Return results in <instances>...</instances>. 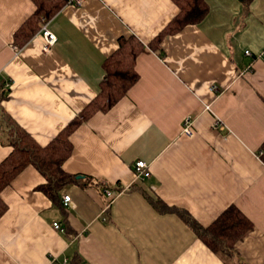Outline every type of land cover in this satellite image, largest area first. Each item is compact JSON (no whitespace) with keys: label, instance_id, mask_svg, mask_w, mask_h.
<instances>
[{"label":"crops","instance_id":"1","mask_svg":"<svg viewBox=\"0 0 264 264\" xmlns=\"http://www.w3.org/2000/svg\"><path fill=\"white\" fill-rule=\"evenodd\" d=\"M205 2L204 19L158 43L180 12L174 0H65L45 21L57 40L44 51L39 32L15 42L35 1L0 0V82L9 90L0 163L12 150L4 115L47 145L100 95L120 40L141 43L138 80L108 111L90 109L63 165L124 190L109 203L104 189L72 182L54 202L28 166L1 193L0 264H228L182 214L208 226L230 206L253 227L229 264H264V0ZM138 160L150 164L149 178L136 177Z\"/></svg>","mask_w":264,"mask_h":264},{"label":"trees","instance_id":"2","mask_svg":"<svg viewBox=\"0 0 264 264\" xmlns=\"http://www.w3.org/2000/svg\"><path fill=\"white\" fill-rule=\"evenodd\" d=\"M34 1L37 6L36 12L15 33V42H18L20 46L25 45L39 32L45 21L55 15L65 2V0ZM174 1L179 6L180 12L157 37L158 43L165 35L177 33L189 24L199 23L208 12L205 0ZM242 1L248 2L250 0ZM140 48L141 43L134 37L120 40L117 53L108 60L106 65L107 78L103 83L100 95L91 104L90 109L92 108V111H108L138 80L135 60ZM8 91L0 82V101L8 97ZM90 109H86L83 114L74 117L47 145L39 144L11 118L6 117V115L3 116L8 121L9 136L7 142L12 150L0 163V217L7 210V204L1 196L2 191L10 186L13 180L28 166L35 167L44 176L46 183L40 185L38 189L54 202L60 200L63 188L72 182L80 183L84 187L93 184L101 189L110 186L105 180H95L91 177L81 180L78 175L68 173L63 168L64 162L73 151L70 135L87 119L92 112ZM262 150L264 151V143ZM262 157L264 158V155ZM154 204L161 208L163 203L157 199ZM182 217L194 229L200 239L216 254L222 256L228 264L235 254V244L243 239L253 227L252 222L235 206L227 208L208 226L199 224L190 216L182 214Z\"/></svg>","mask_w":264,"mask_h":264},{"label":"built area","instance_id":"3","mask_svg":"<svg viewBox=\"0 0 264 264\" xmlns=\"http://www.w3.org/2000/svg\"><path fill=\"white\" fill-rule=\"evenodd\" d=\"M69 3H77L81 4L83 0H68ZM39 33L44 39V44L42 49L44 51H48L51 46L56 42L57 36L54 32H52L48 28V24L45 23L42 28L40 29ZM246 55H252L250 51H246ZM7 86L10 87V83H7ZM216 125H218V122H216ZM192 121L191 119H188L185 122L184 126V133L187 135H193V129H192ZM264 155V151L261 150L259 153V156L262 157ZM134 172L136 177L141 178V179H146L151 176V169H150V164L146 162L145 160H138L134 163ZM124 189H115L111 185L106 187L104 189L105 194L107 195L108 202L111 203ZM63 201L65 205H69L72 202L71 196L70 195H64ZM54 228L58 230L64 231L62 226L58 223H54ZM68 260L65 259L63 262L57 261V259H53L50 264H67Z\"/></svg>","mask_w":264,"mask_h":264},{"label":"water","instance_id":"4","mask_svg":"<svg viewBox=\"0 0 264 264\" xmlns=\"http://www.w3.org/2000/svg\"><path fill=\"white\" fill-rule=\"evenodd\" d=\"M83 176H78V178H82Z\"/></svg>","mask_w":264,"mask_h":264}]
</instances>
